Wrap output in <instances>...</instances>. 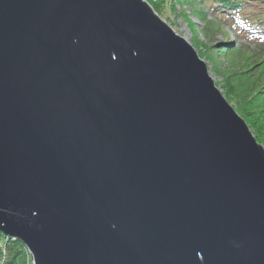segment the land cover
Masks as SVG:
<instances>
[{
	"label": "water",
	"instance_id": "water-1",
	"mask_svg": "<svg viewBox=\"0 0 264 264\" xmlns=\"http://www.w3.org/2000/svg\"><path fill=\"white\" fill-rule=\"evenodd\" d=\"M0 231L33 264H264V146L147 0H0Z\"/></svg>",
	"mask_w": 264,
	"mask_h": 264
},
{
	"label": "trees",
	"instance_id": "trees-1",
	"mask_svg": "<svg viewBox=\"0 0 264 264\" xmlns=\"http://www.w3.org/2000/svg\"><path fill=\"white\" fill-rule=\"evenodd\" d=\"M148 1L160 14H164L166 8L174 6L175 2H185L191 12L204 22L203 33L210 39L206 43L199 41V31L196 23L189 18V12L183 13L198 34L195 42L200 46V56L207 60L220 78L217 86L235 102L238 113L264 146V0ZM208 14L213 18L208 19ZM219 32L226 41L220 43L215 40ZM252 44L258 45V49H253ZM0 264H30L26 246L2 231Z\"/></svg>",
	"mask_w": 264,
	"mask_h": 264
},
{
	"label": "rangeland",
	"instance_id": "rangeland-1",
	"mask_svg": "<svg viewBox=\"0 0 264 264\" xmlns=\"http://www.w3.org/2000/svg\"><path fill=\"white\" fill-rule=\"evenodd\" d=\"M148 1V0H147ZM149 2V1H148ZM167 10L164 12V14H160L158 13V15L165 21L168 23V25H170L172 27V29L179 34L180 36L184 37L188 42H190L194 48L197 50V52H200V46L198 47L196 45L195 39L197 37V32H195V30L190 26V22L188 21V19L183 16V13L185 12H189V18L192 19L197 26V29L199 31V41H203V42H209L210 39L207 38V36L204 35L203 33V29H204V22L200 21L190 10V7L187 3L182 2H175L174 6L172 7H168L166 8ZM172 9H175V11H173ZM175 12V13H174ZM208 19H212L213 16L211 14L207 15ZM215 40L218 42H223L226 41V38L223 34H221L220 32L217 33L215 35ZM215 41V42H216ZM240 42H237L236 44H239ZM251 47L253 49H258V45H254L252 44ZM264 48V47H263ZM200 55V53H199ZM201 57V56H200ZM202 58V57H201ZM206 61L209 71H210V75L213 77L216 85L217 83L220 81V78L216 76L215 72L212 70V66L207 62V60L205 58H202ZM218 88L222 91V88H220V86H218ZM222 93L224 94V92L222 91ZM225 95V94H224ZM226 97V95H225ZM227 98V97H226ZM229 98V97H228ZM227 100L230 102V104L236 109V104L233 100H231L230 98ZM237 111V109H236ZM238 112V111H237ZM30 264H33V259L32 256L30 254Z\"/></svg>",
	"mask_w": 264,
	"mask_h": 264
}]
</instances>
